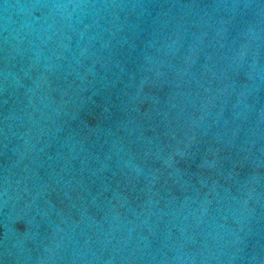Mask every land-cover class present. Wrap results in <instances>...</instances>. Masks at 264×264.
<instances>
[{
	"label": "water",
	"instance_id": "95a60500",
	"mask_svg": "<svg viewBox=\"0 0 264 264\" xmlns=\"http://www.w3.org/2000/svg\"><path fill=\"white\" fill-rule=\"evenodd\" d=\"M0 264H264V0H0Z\"/></svg>",
	"mask_w": 264,
	"mask_h": 264
}]
</instances>
